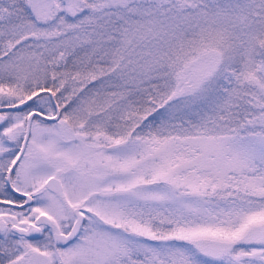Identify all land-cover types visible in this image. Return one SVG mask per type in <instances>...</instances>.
<instances>
[{"label":"snow or ice","instance_id":"obj_1","mask_svg":"<svg viewBox=\"0 0 264 264\" xmlns=\"http://www.w3.org/2000/svg\"><path fill=\"white\" fill-rule=\"evenodd\" d=\"M0 264H264V0H0Z\"/></svg>","mask_w":264,"mask_h":264}]
</instances>
